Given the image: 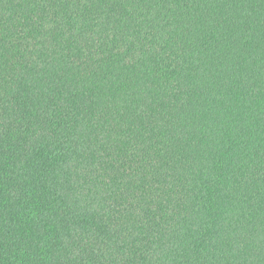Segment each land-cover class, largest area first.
I'll list each match as a JSON object with an SVG mask.
<instances>
[{"label": "trees", "instance_id": "1", "mask_svg": "<svg viewBox=\"0 0 264 264\" xmlns=\"http://www.w3.org/2000/svg\"><path fill=\"white\" fill-rule=\"evenodd\" d=\"M0 264H264V0H0Z\"/></svg>", "mask_w": 264, "mask_h": 264}]
</instances>
